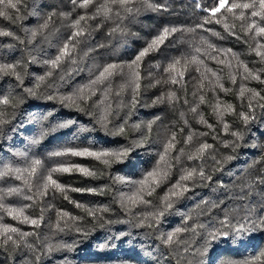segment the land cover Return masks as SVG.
Masks as SVG:
<instances>
[{
    "label": "trees",
    "instance_id": "trees-1",
    "mask_svg": "<svg viewBox=\"0 0 264 264\" xmlns=\"http://www.w3.org/2000/svg\"><path fill=\"white\" fill-rule=\"evenodd\" d=\"M234 2L250 0H228L229 5ZM103 3L104 0H94L85 9L76 7L72 0H20L18 10H7L12 19L0 16V31L13 34L0 35V64H17L16 70L23 76L21 84L15 76L0 73V97L7 96L11 100L9 105H0V113L7 121L0 125V164L24 167L38 159L42 162L41 172L58 165L84 167L95 172L96 177L72 171L55 173L53 178L66 187L94 188L98 193L69 191V199L52 192L36 200H27L23 195L5 197L0 201L5 208L22 209L23 216L31 219L43 218L39 227H35L21 222L23 216L13 218L0 208V225L30 233L25 237L10 233L15 244H4L0 239V264H198V261L203 264H243L260 257L264 253V227L235 236L220 224L226 215L232 224H248L264 217V184H254L251 190L246 187L257 177H264V107H261L264 105V83L244 79L246 74L241 66L260 72L264 80V60L252 51L257 40L264 43V37L253 40L251 34L245 33L251 20L259 18H249L251 9L244 10L243 19L238 18L240 9H235V14L221 9L212 18L207 10L218 6V0H147V3L135 0L128 5L133 9L131 13L116 5L110 18H105L96 15L98 6ZM81 15L89 19L87 23L81 22L85 35L79 38L81 43L74 53L75 62L65 60L41 83L38 77L45 76L48 71L43 61L58 55L73 32L72 22ZM45 22L48 27L42 29ZM225 24L229 30L225 29ZM261 25L264 26V22ZM117 27L119 30L113 32ZM165 27L179 30L158 50L143 58L139 68L140 94L135 107L130 104L131 88L126 86L127 68L123 74L113 76L110 82L98 85L96 95L91 99L79 102L84 111L66 107L58 99L47 98L71 95L95 79L107 64L127 65ZM34 32L37 33L35 37L32 36ZM197 48L199 53L195 51ZM213 49H231L237 55H219V59L226 61L220 64L209 58V54L218 55ZM191 56H197L203 64L188 66L183 86L166 83L168 73L164 68L175 58ZM202 72L208 77L203 80V88L200 87ZM212 72L230 91L225 93L218 87L213 90L215 77ZM231 75L236 77L234 84ZM241 85L258 92L259 97L252 99L248 91L240 97ZM109 86L112 94L108 102L113 114L109 117L108 127L123 124L124 135H110L99 123L102 106L97 107L95 102L103 99V89ZM28 88L37 94L28 95L25 91ZM173 91L178 100L170 104L167 95ZM117 92L120 94L116 95ZM201 95L205 98L204 103H200ZM159 97L165 98L163 102L153 103ZM217 98L221 104L232 105L235 109V113L224 116L230 126L228 132L223 130L213 113ZM197 105V112H191L190 109ZM241 112L255 118L245 124L239 117ZM200 115L213 125L212 129L199 123ZM151 121L155 123L149 130L147 124ZM137 124L139 128L133 127ZM173 131L177 133L173 157L180 155L181 149L185 153L194 151L204 142L213 147L201 160L189 161L181 156L177 163L173 159L168 177L151 197H146L152 204L128 205L129 212L128 207L122 206L120 198L130 195L134 186L120 178L133 181L143 178L156 164ZM233 131L243 136L242 140L236 141L235 147L231 146L236 140L231 135ZM190 132L208 134L194 136L193 141L186 144L184 141ZM225 143L230 146L225 147ZM121 147L131 149L128 158L111 166L94 157L52 155L68 149L99 151ZM200 166L211 175L210 181H186L190 190L176 201L158 225L154 224L152 228L138 226L144 215L162 207L160 198L179 180L184 168ZM10 186L24 187L21 180L12 177L0 180V188ZM76 203L91 209L107 208L108 211H97L93 217L76 207ZM61 211L77 219L74 222L68 220L65 227L57 215ZM58 223L63 231L57 229ZM177 228L184 229L178 239L188 242L187 251L183 243L169 247L159 239L161 233ZM217 229L230 234L212 241L207 252L198 255L197 250H203L208 233ZM48 245L54 250L48 251ZM64 245H71V250ZM37 256L40 257L38 261Z\"/></svg>",
    "mask_w": 264,
    "mask_h": 264
},
{
    "label": "snow or ice",
    "instance_id": "snow-or-ice-1",
    "mask_svg": "<svg viewBox=\"0 0 264 264\" xmlns=\"http://www.w3.org/2000/svg\"><path fill=\"white\" fill-rule=\"evenodd\" d=\"M20 2V0H0V16H4L7 19H12L11 16L8 15L7 10L8 9H17V5ZM94 0H72V3L76 5V7L79 8H88L90 4H92ZM135 0H104V3L99 5L97 8L96 15H103L105 18H110L112 12H113V6L118 5L119 8L124 9L126 12L131 13L133 9L131 7H128V5L134 3ZM145 3H147V0H144ZM227 5V7H226ZM151 6V5H149ZM221 9H225L227 12L234 13L235 9H240L239 17L240 19H243L245 16L244 10L250 11V17H257L259 20L252 19L251 23L248 24L247 28L245 29L246 34H251L252 39L256 40L257 37H264V26L261 25V22H264V0H250V2H243V3H231L228 4V0H218V6L213 7L212 9H209L210 16L212 18H215L216 14L221 11ZM18 10V9H17ZM119 15V13H117ZM95 18V17H91ZM87 19L89 17H86L84 15L79 16L77 19H75L71 27L73 29V32L71 36L69 37L68 41L64 43L62 48L59 50L58 55L55 56L54 59L51 60H45L43 63L47 65L48 71L45 76L38 77V80L42 83L45 81L46 76H51L53 70L60 67V65L65 60H70L73 63L75 62L74 59V53L76 52L77 45L81 43L80 37H83L85 35V28L82 26L81 22L87 23ZM208 22V21H206ZM48 24L45 22L44 25L41 26V28H47ZM199 27H203V25H200ZM226 30H229V26L227 24L224 25ZM119 28H114L112 31H118ZM177 28H168L165 27L160 34H158L155 38L152 39V41L142 49L135 58L128 63L127 65H119V64H107L105 65L101 71H99V74L95 77V79L90 80L87 84L80 86L73 92L71 95L66 96H60V97H54V96H48V99H58L59 103L66 107H75L78 111H84V109L80 108L79 102L86 101L91 99L92 96L96 95V90L98 85L105 84V82H110L111 78L117 74H123L124 69L127 68V87L131 88L132 96L130 104L132 107H135V105L138 103L137 97L140 94V64L145 56H147L149 53L156 51L159 49L160 45L164 43V41L173 33L178 31ZM37 33H32V36L35 37ZM0 35L5 36H11L13 35L11 32H3L0 31ZM23 43V41H21ZM197 53L200 52V49H195ZM213 51H216L218 53L217 56H211L209 54V58L215 60L217 63L225 64V60L219 59V55H232L233 57H236L237 54L232 53L231 49H213ZM252 51L255 52V54L258 57H261V60H264V43H261L259 40L256 42V46L252 48ZM183 60V64H182ZM35 62V61H32ZM190 64H203L202 60H199L197 56H191L189 57H182V58H175L173 59L167 67L164 68V72L168 73V78L165 81L166 83L171 84H178L183 86L184 82V72L187 70L188 66ZM243 67V71L246 75L243 76L244 79H253L260 81L261 83H264V80L261 79L260 72H252L250 69L247 68L246 65H241ZM17 64H0V73L4 75H13L16 77L20 83H23V76L20 72H18ZM200 69L197 68V71ZM207 71H211L208 69ZM212 76L215 77V83L213 85V90H215L216 87L220 89V91L227 93L230 91V89H227L224 87V85L220 82L219 76L215 72H212ZM201 85L200 87L203 88V80H207L208 77L202 72L201 73ZM230 79L232 83L234 84L236 82L235 75H231ZM157 83H160V81H157ZM39 87V84L37 85ZM25 91L30 96H35L37 93L34 89L28 88L25 89ZM251 92L252 99H256L259 97V93L251 90L246 89L243 85H241L239 96L243 97L245 95V92ZM112 94L111 87H106L103 89V99H100L95 102L97 107L102 106V112L99 116V123L101 124V127L104 129L105 132L109 133L110 135H124L125 133V127L123 124L119 126H114L113 128H109L108 125L111 122L109 120V117L113 114L112 113V106L108 102V97ZM120 93L117 92L116 95H119ZM165 98L159 97L156 101L153 103H161L163 102ZM264 99V98H262ZM178 100V97L176 96V93L169 92L167 95V101L168 103H173ZM200 103L205 102V98L203 95L199 97ZM187 103V101H185ZM11 104V100L9 97L4 96L0 97V105H9ZM127 106V105H125ZM199 105L192 107L190 109L191 112L196 113L197 108ZM249 109L252 108L251 102H249L248 105ZM261 107H264V105H261ZM213 113L217 116L218 122L222 124L223 130L225 132L229 131V124L224 121L225 114H231L235 113V109L232 105H224L221 104L219 101V98H217V103L213 106ZM86 114L92 115L91 112H87ZM183 116V114H181ZM239 117L247 124L251 119H254V116H251L246 113H239ZM158 119V118H157ZM7 123V121L3 118V113H0V125ZM152 123H155V121H151L147 124V128L150 130ZM199 123L206 125L209 129L213 128L212 124H209L203 117V115L199 116ZM185 124H187V121L185 120ZM62 126V125H61ZM135 128H139L140 125H133ZM183 131V129H181ZM208 133H189L188 136L185 138V143L190 144L193 141L194 136L197 135H207ZM43 135V134H42ZM231 135L236 138L235 141L232 142L233 147L236 146V141L242 140L243 136L242 133L233 131L231 132ZM177 143V133L171 132V135L168 137L166 142L163 145V151L159 154V159L157 160L156 164L153 166V168L148 171L143 178L139 180H127L126 178H120L124 182L130 183L134 186V190L131 192L130 195L122 196L121 203L122 206L128 207V205H131L133 207L139 206V205H151L152 201L147 199L146 197H151L153 193L156 191V188L160 186L161 183L164 182V180L168 177L169 171L172 167V160L174 159L177 163L180 162L181 156H185L187 160H201L203 159L204 155L213 147L211 144H208L206 142L199 144L197 147H195L194 151L185 153L183 149L180 150V155H177L173 157L171 153L175 150ZM230 146L228 143H225V147ZM131 149L127 147H121L119 149H102L99 151H92L89 149L84 150H72L68 149L65 151H58L55 153H52L53 156H65V155H72V156H87V157H94L97 160H101L106 166H111L112 163H123L129 155V152ZM227 159H231V157H227ZM42 168V162L38 159L32 160L31 162L27 163L24 167H17L9 163H3L0 164V180H3L8 177H12L16 180H21L23 182L24 187L21 188L19 186H10L7 188H0V201H3L5 197H10L14 195H23L25 199L27 200H36L39 198H43L49 195L50 192L52 193H60L64 196L65 199H69L67 193L69 191H75V192H84L87 191L89 193H97V189L94 188H87V189H81V188H69L62 184H60L56 179L53 178L55 173H70L72 171H78L84 176L89 177H96V173L80 166H64V165H58L55 167H52L48 169L46 172H41ZM212 179L211 175L206 174L204 168L202 166L200 167H191V168H184L182 170V175L180 176L179 180L171 186L168 193L161 197L160 200L162 202V207L157 208L156 211L150 212L147 215H144L142 219L139 221L140 227H148L152 228L154 224H159L160 219L165 216V214L173 208V205L178 201L180 198L184 196L186 192H188L190 189L188 187V184L185 183L186 181H210ZM264 184V177H257L256 181L249 183L246 185L250 190L253 188L254 184ZM27 189V192L24 191V189ZM35 189V190H33ZM98 194V193H97ZM216 205L213 204V207ZM76 207L83 209L87 212L89 216H96L97 211H108L107 208L104 209H91L87 208L85 205L76 203ZM0 208H4L6 213L10 216H13V218H18L20 216H23V210L22 209H15V208H5L3 203H0ZM128 211L131 212V208L128 207ZM57 215L59 216L60 220L64 222L65 227L68 226L67 221H75L77 217H72L67 212H58ZM43 217L41 216L38 219H31L28 216H23V220L21 222L31 224L35 227H39L40 221ZM220 224L222 227L229 228L231 233L235 236H240L245 233H249L251 231H254L257 227H264V217L258 218L256 221H251L248 224L245 223H237L232 224V222L228 219L227 215L225 216V219L220 221ZM203 227V225H201ZM57 229L60 231H63V228L60 227V224H57ZM79 230V229H77ZM184 231L182 228H177L172 232L168 233H161L159 235V239L162 244L171 247L172 245H178L180 243H183L186 245L185 251L188 250V242L187 241H180L178 239L180 233ZM195 231V229H193ZM10 233H16L20 237H25L30 235V233H24L20 232L17 228L7 226V225H0V239H2V242L4 244H7L8 242H12L13 244L16 243V241L13 239V236L10 235ZM229 231H220L219 229L215 231H210L208 233V238L205 239L204 245L202 246L203 250H197L198 255H204L208 247H210L211 242L220 239V237L227 238L229 236ZM64 247L69 248L71 250V245H64ZM54 250L52 245H48V251ZM264 253H261L260 257H257L255 260H246L243 262V264H264ZM37 261L40 259L39 256L36 257ZM191 264V262H189ZM198 264H203V261H198Z\"/></svg>",
    "mask_w": 264,
    "mask_h": 264
}]
</instances>
